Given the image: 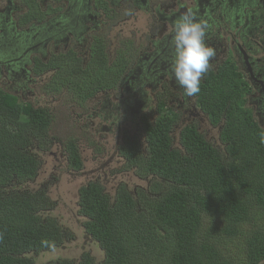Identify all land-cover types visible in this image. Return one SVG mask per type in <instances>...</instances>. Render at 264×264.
Returning a JSON list of instances; mask_svg holds the SVG:
<instances>
[{"label": "flooded vegetation", "instance_id": "af4514ba", "mask_svg": "<svg viewBox=\"0 0 264 264\" xmlns=\"http://www.w3.org/2000/svg\"><path fill=\"white\" fill-rule=\"evenodd\" d=\"M187 8L207 21L205 40L215 50L201 82L234 64L249 88L246 106L264 128V0H0V96L53 116L47 135L34 140L39 170L51 156L57 182L61 171L89 176L79 188L81 216L84 186L106 191L103 178L145 177L130 153L148 157V131L163 113L176 115L175 139L189 125L208 130L198 96H185L170 76V33ZM57 120L60 129L52 127ZM35 181L31 188L50 197ZM123 182L114 195L106 191L111 199L122 185L134 196L150 192L149 183L131 190Z\"/></svg>", "mask_w": 264, "mask_h": 264}, {"label": "trees", "instance_id": "16d2710c", "mask_svg": "<svg viewBox=\"0 0 264 264\" xmlns=\"http://www.w3.org/2000/svg\"><path fill=\"white\" fill-rule=\"evenodd\" d=\"M200 87L198 104L218 142L194 124L175 139L176 115L163 113L148 131V157L130 153L141 175L153 178L149 193L134 196L122 185L111 199L99 183L80 191L85 230L104 258L85 251L41 264H263L264 128L246 106L249 88L234 64ZM52 120L0 96V264H40V254L53 255L72 238L51 214L48 192L29 185L40 164L34 140L47 135Z\"/></svg>", "mask_w": 264, "mask_h": 264}, {"label": "rangeland", "instance_id": "374dc122", "mask_svg": "<svg viewBox=\"0 0 264 264\" xmlns=\"http://www.w3.org/2000/svg\"><path fill=\"white\" fill-rule=\"evenodd\" d=\"M64 104H66V102ZM58 110L62 113V109L60 107H58ZM204 125L208 128V130H205L202 126H200L199 128L201 129V132L205 134V136L209 140H213L215 141V143H217L218 141L216 142V137L218 134L215 128H211L207 124ZM52 127H54L55 129H60L61 125H59V121L57 120L54 122ZM206 133H208V135ZM212 135H215V137H212ZM45 158L47 159V161L49 158L50 164L46 163L45 165L41 166L34 186H36L37 188L44 187L47 191L49 189V195L55 203L51 214L56 216L64 226L70 228V233L74 237L70 240H66L63 246L55 249L53 255L47 252L40 254L38 256L39 263H44L45 261L51 260V258L55 257H64L71 259L79 258L85 251L91 252L98 261L102 260L105 256V252L100 247L99 243L86 239L84 227L82 225V222L85 219L82 218V216L78 212L79 188L89 180V176L84 175V177L74 178L72 174H65L63 171H61V180L57 182L56 178L49 177L48 173V166L50 167L49 172L51 173L53 171V169L51 168V159L53 158L51 156H47ZM91 165L92 164L90 163L89 166ZM95 174L97 175L96 172ZM129 177V174H126L125 176L120 175L117 179L114 180L111 176H109L107 181L106 178H103L104 182H102V184L104 185L107 192H109L111 195H114V192L119 186H117V184L122 179L126 180V182H123V184H127L131 188V190H134L135 187L137 188L140 186H146L148 183L151 184L153 179L151 175H148V177L133 176L128 179ZM79 219L81 220V223L78 222Z\"/></svg>", "mask_w": 264, "mask_h": 264}, {"label": "clouds", "instance_id": "9594fccd", "mask_svg": "<svg viewBox=\"0 0 264 264\" xmlns=\"http://www.w3.org/2000/svg\"><path fill=\"white\" fill-rule=\"evenodd\" d=\"M208 29L207 21L198 19L191 8L181 13L172 25L170 36L174 55L170 76L187 97L200 92L202 77L208 72L209 62L215 56V50L205 40ZM258 135L260 142L264 143V131Z\"/></svg>", "mask_w": 264, "mask_h": 264}, {"label": "water", "instance_id": "95a60500", "mask_svg": "<svg viewBox=\"0 0 264 264\" xmlns=\"http://www.w3.org/2000/svg\"><path fill=\"white\" fill-rule=\"evenodd\" d=\"M200 113L203 114L206 122L208 123V116L206 114L203 113V111L200 110ZM209 124V123H208ZM204 125V124H203ZM199 130L201 131V129L199 128Z\"/></svg>", "mask_w": 264, "mask_h": 264}]
</instances>
